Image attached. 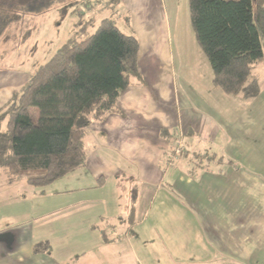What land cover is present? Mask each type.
I'll return each mask as SVG.
<instances>
[{"label": "crops", "instance_id": "0c3cea01", "mask_svg": "<svg viewBox=\"0 0 264 264\" xmlns=\"http://www.w3.org/2000/svg\"><path fill=\"white\" fill-rule=\"evenodd\" d=\"M154 8L162 18L166 34L165 42L163 38L157 39L155 50L148 56L150 84L141 90L126 89L119 96L114 112L101 121L90 123L83 136L85 163L76 167L72 174L80 186L78 189L102 188L103 158L97 157L98 154L92 157L85 147L86 141L91 146L101 144L102 128L106 125L113 135L126 136L129 133L125 124H135L136 130L141 132H147L143 126L155 124L161 139L157 145L143 142L132 148L130 143H124L123 147L111 150L122 159L112 168L114 172L127 168L128 172L136 173L135 177L129 174V181L135 182L137 178L142 182L133 205L138 204L141 209L148 203L142 197L151 193L158 197L161 193L162 199L157 204L162 209L157 208V214L151 218L155 219V227L144 215L139 223L144 221L141 226L147 228L149 225V231L145 227L138 233L127 229L122 234L126 239L122 245L116 243L120 240L109 237L103 227L99 232L94 231L95 239L83 235L92 232L83 229L68 234L61 232L57 237L50 228L26 229L18 234L4 230L0 237V264L20 261L24 264H57V261L66 264L71 257L69 254L73 253H76L74 262L77 264H131L127 260L132 254L136 256V250L131 248L135 241L142 247L154 243L153 249L141 253L137 261L135 259L137 264H264V58L254 63L249 74V79L255 81L259 89L251 98L224 93L212 83L210 67H206L208 74L201 87L180 78L179 74L177 79L173 57L171 52L167 53L168 44L172 43L167 32L168 11L160 5ZM150 33L155 34L154 31ZM255 72H259L261 80H256ZM139 73L146 78L145 72ZM163 107H170V110ZM176 125L185 128L187 134L183 136L177 163L167 165L173 154V146L168 147L167 143L174 135L168 131L160 134V130ZM208 144L212 149L218 146L219 152L209 154L212 150H208ZM124 159L131 160L130 167L124 166ZM83 179L88 182L86 186L82 184ZM13 180L17 179L9 181ZM167 203L170 207L164 209ZM100 215L108 219V213ZM14 216L17 215L8 218L12 224L19 220ZM174 219L182 220L186 230L183 235L188 237V242L180 246L178 241L174 242L179 251L176 249V256L166 259L164 252L168 250L160 247L156 240H162V235L167 240L172 237V241L174 236H182L178 226L169 225ZM125 243L126 247L130 246L125 252L127 260L121 251ZM40 245L44 248L38 250ZM198 250L206 253L205 256L202 253L198 256ZM56 257L60 260L53 259Z\"/></svg>", "mask_w": 264, "mask_h": 264}, {"label": "rangeland", "instance_id": "374dc122", "mask_svg": "<svg viewBox=\"0 0 264 264\" xmlns=\"http://www.w3.org/2000/svg\"><path fill=\"white\" fill-rule=\"evenodd\" d=\"M48 1L0 0V14L13 16L12 19H9L8 26L0 30V108L16 93H19L28 77L36 71L40 64L49 59L68 37L77 31H80L83 36L92 33L104 17L111 18L122 31L133 33L139 41L138 70L142 73L145 72L146 78L141 74L131 77L128 88L141 90L145 85L149 86L148 56L152 50H155L157 39L163 38L165 42L164 33L166 34V27L162 28V18L154 8L156 5L166 8L168 11L167 32L172 43L168 44L167 53L171 52L173 57L176 78L178 79L179 74L180 78L193 82L199 87L207 78L206 67H210V64L194 37L189 18L188 0H55L53 3ZM3 19L5 18L3 17ZM147 25L151 27L147 28ZM150 31H154L155 34L153 35ZM181 55L184 56L183 60L180 59ZM168 67L170 68V65ZM255 74L258 77L256 80H261L259 72H255ZM250 77L254 78L253 75ZM163 108L166 111L170 110V107ZM4 127L5 121H2L1 128ZM103 127L106 128H102L103 132L101 133L104 136L102 143L91 146L86 141L85 146L92 157L94 154H98L97 157L103 158L105 173L102 177L104 185L102 188L78 189L80 186L72 174L75 168L48 184L30 185L24 181L23 177L11 174L4 166H0V237L4 230L18 234L26 229L27 231H43L50 228L54 230L53 234L56 237L61 232L68 234L83 229V231H92L83 233V235H89L87 238L92 236V239H95L97 237L93 234L94 231L103 227L110 234L109 237L120 240L116 243L122 245L126 241L122 236L124 231L132 229L138 233L144 227L146 228V226H141L144 221L139 223V219L144 215L148 217L149 224H153L155 227V219L151 218L157 214V208L162 209L157 204V201L162 199L161 193L158 197H155L153 193L150 196L142 197V200L148 201V203L141 209L138 204L133 205L135 199L138 198V186L142 182L137 178H135V182L129 181V174L135 177L136 173L128 172L127 168L114 172L112 168L122 159L111 150L123 147L124 143H130L132 148H137L135 146L142 145L143 142L157 145L161 141L159 130L157 131L155 124L143 126L147 132L137 131L135 124H125L129 134L115 136L113 132L108 131L107 125ZM167 131L174 135V139L167 143L168 147L173 146V154L167 165H174L177 163L181 142L187 131L182 126L176 125L169 129H161L160 134ZM162 141L164 144L166 143L164 140ZM146 146L151 149L148 145ZM207 147H210L208 150H212L209 154L214 151L219 152L218 146L212 149V146L208 144ZM194 160L196 161L197 158ZM130 161V159H124V166L130 167L129 165L132 164V162L128 163ZM242 162L245 161H240V163ZM11 178L17 180L9 181ZM82 184L86 186L88 182L83 179ZM164 205V209L170 207L169 203ZM129 211L133 213L129 214ZM103 212L108 213L106 215L108 219L104 220L105 217L103 219V215H100ZM10 215H17L14 218L19 220L13 221L12 224V221L8 220ZM130 215H134V217H130ZM169 225H172V228L173 225L178 226L182 236H174V241H172V237L167 240L162 235V240H156L160 247L168 250L166 253L169 254V257L164 252L166 259L171 255L175 257L176 249L179 251L174 242L178 241L179 246L188 242V237L183 235L186 230H184L182 220L178 222L174 219ZM171 227L168 226L169 229ZM149 229L148 225L146 231ZM99 237H101L100 233ZM124 245L121 251L126 259L127 253L125 252L130 246L126 247V243ZM153 245L154 243H150L142 247L138 241L132 242L131 246L133 247L131 248L136 250V256L132 254L129 260H126L131 264H137L136 261L140 254L153 249ZM201 249L203 250V248ZM201 253L203 256L206 254L200 250L197 251L198 256ZM74 255L76 253L69 254L71 257L66 264H77L76 261L74 262L76 258ZM53 259L60 260L57 257ZM56 263L58 264V261ZM18 264L24 263L20 261Z\"/></svg>", "mask_w": 264, "mask_h": 264}, {"label": "trees", "instance_id": "16d2710c", "mask_svg": "<svg viewBox=\"0 0 264 264\" xmlns=\"http://www.w3.org/2000/svg\"><path fill=\"white\" fill-rule=\"evenodd\" d=\"M188 5L212 83L226 94L256 96L258 85L249 74L264 58V0ZM12 17L0 14V30ZM138 50L137 37L109 17L86 36L77 31L68 37L0 108V166L30 185H45L84 164L85 130L114 112L131 77L140 75Z\"/></svg>", "mask_w": 264, "mask_h": 264}]
</instances>
